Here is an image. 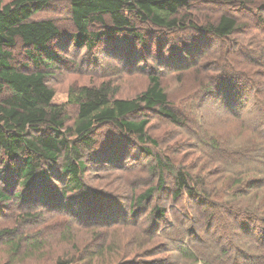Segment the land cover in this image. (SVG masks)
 Listing matches in <instances>:
<instances>
[{
	"label": "rangeland",
	"instance_id": "obj_1",
	"mask_svg": "<svg viewBox=\"0 0 264 264\" xmlns=\"http://www.w3.org/2000/svg\"><path fill=\"white\" fill-rule=\"evenodd\" d=\"M9 1L0 0V4ZM243 1L253 0L193 1L181 13L187 15V25L181 29L166 30L137 21L140 38H130L125 33L104 34L93 50L77 47L71 40L74 27L70 0H53L45 10L35 14L38 19L55 20L61 28V35L52 43L55 59L42 69L48 75V84L56 91V102H66L71 121L78 110L74 103L67 102L71 88L108 82L117 97L131 98L146 90L150 74L160 76L169 93L170 106L196 120L191 122L195 126L181 127L170 123L157 110L132 115L133 119H149L148 135L157 139L158 145L140 142L111 124L99 128L97 148L85 156L87 189L68 197L63 194L66 177L60 166L51 167L53 179L36 178L31 187H25L14 169L6 167L0 174V189L12 198L0 202V229L16 232L0 245L14 237L16 240L24 237L25 242L17 258L0 253V264L7 261L47 264L64 255L78 256L74 264H264V222L245 211L249 210L243 203L249 198L238 192L236 198L233 192L226 191L219 196L200 195L199 199L197 193L191 198L183 192L176 199L171 194L175 190L174 176L166 170V186L149 203L132 206L134 196L159 183L157 155L175 166L189 168L196 179L193 182L196 192L197 174L204 167L206 171L217 169L211 157L205 159L204 149L197 141V115L200 112L205 117L207 113L214 131L221 135L227 136L233 128L224 123L221 109L216 110L210 104L209 112L200 109L203 95H197V69L204 63L206 66L218 63L225 71L221 43L258 40L264 44V0H254V4L239 11L231 10V5L239 8L246 4ZM223 12L236 13L240 21L247 23L229 40L221 42L194 28L193 25L206 24ZM96 28L109 31L103 26ZM13 52L17 68L27 72L38 69L22 44ZM234 55L231 59L237 58ZM206 71L210 75L221 72L215 68ZM259 80L264 83V76ZM6 94L0 95V101ZM234 135L233 132L228 137ZM223 175L227 179L219 186L230 180V175ZM249 178L259 176L249 173L246 179ZM215 179L216 176L204 178L207 184ZM16 193L22 195L15 196ZM227 200L235 203V207L228 205ZM157 206L165 208L163 218L154 217ZM257 215L262 218L264 213ZM41 239L47 242L32 252L31 241ZM75 242L80 245H74Z\"/></svg>",
	"mask_w": 264,
	"mask_h": 264
},
{
	"label": "trees",
	"instance_id": "obj_2",
	"mask_svg": "<svg viewBox=\"0 0 264 264\" xmlns=\"http://www.w3.org/2000/svg\"><path fill=\"white\" fill-rule=\"evenodd\" d=\"M52 1L10 0L0 4V95L7 92L0 101V174L6 167L14 169L24 186L31 187L36 178L53 179L51 167L60 166L61 174L66 177L63 194L68 197L87 189L84 181L87 171L85 156L88 151L96 150L99 128L111 124L135 136L140 142L158 145L159 141L148 135L149 119H133L132 115L157 110L170 123L181 127L195 126L191 122L196 119L172 108L169 93L163 87L160 76L150 74L146 90L131 98L117 97L108 82L71 88L67 102L78 106L77 115L71 121L66 102H56V91L48 84V75L42 69L48 68L55 59L52 43L61 35V28L55 20L38 19L35 14L45 10ZM193 1L197 0H70L74 27L71 40L77 47L93 50L104 34L125 33L130 38H140L141 33L136 31L137 21L150 22L166 30L181 29L187 25V15L181 13ZM244 3L239 8L231 5V10L239 11L255 2ZM239 17L233 12H223L206 24L193 26L224 42L247 25ZM97 26L107 27L109 31L105 33ZM19 43L25 47L37 70L27 72L15 66L13 50ZM229 44H220L225 71L218 67V63L215 66L204 63L197 69V95H203L200 109L204 112H209L207 109L212 107L221 109L224 123L233 128L227 136L224 133L223 136L214 131L207 113L205 117L200 116V112L197 115V141L204 149L205 159L211 157L217 169L206 171L204 167L202 173L197 174L196 192L193 183L196 179L189 168L175 166L157 155L159 183L134 196L132 206L149 203L156 192L166 186L165 172L170 170L175 187L171 194L176 199L183 192L191 198L197 193L198 199L200 195L219 196L226 191L233 192L235 197L238 192L249 198L247 203L242 199L249 210L245 211L250 212L253 219L264 222V215L262 218L257 215L264 213V83L259 80L260 76H264V44L258 40L229 41ZM233 54L237 58L231 59ZM211 68L221 72L207 74L206 70ZM209 104L212 107H208ZM233 132L235 135L228 137ZM200 162L202 159L199 158ZM225 173L230 175V180L228 184L219 186L218 183L227 179L223 175ZM249 173H256L259 178L247 180ZM211 176H216V179L207 184L204 178ZM21 195L16 193L15 196ZM11 198L9 193L0 189V202ZM226 203L231 204L228 200ZM231 205L235 207V203ZM165 214L163 207L157 206L153 210L155 218H163ZM14 232L16 230L0 229V244H4L2 240L6 237L14 236ZM24 240V237L9 239L5 245H0V253L8 254L10 259L19 257L24 249ZM43 242L46 243L47 239L31 241L29 248L34 252ZM73 244L80 245L78 242ZM77 258L76 255H64L47 264H74ZM4 264L16 263L7 261Z\"/></svg>",
	"mask_w": 264,
	"mask_h": 264
}]
</instances>
